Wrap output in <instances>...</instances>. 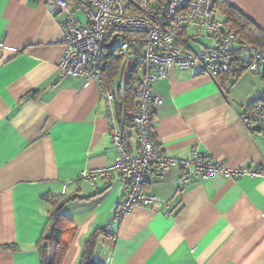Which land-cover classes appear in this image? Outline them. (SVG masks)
<instances>
[{"label": "crops", "instance_id": "crops-1", "mask_svg": "<svg viewBox=\"0 0 264 264\" xmlns=\"http://www.w3.org/2000/svg\"><path fill=\"white\" fill-rule=\"evenodd\" d=\"M223 1L264 31V0ZM66 20L38 0H0V264H41L39 245L58 225L69 243L63 264H81L100 231L95 264H264V128L241 120L264 96V69L236 80L172 69L152 87L163 101L152 142L163 155L198 151L263 175L197 177L180 189L179 169L154 171L144 191L162 203L117 219L127 189L118 177H81L114 165L119 152L99 84L60 80ZM191 46L200 52L214 41ZM127 133V152L137 156L136 132Z\"/></svg>", "mask_w": 264, "mask_h": 264}, {"label": "built area", "instance_id": "built-area-1", "mask_svg": "<svg viewBox=\"0 0 264 264\" xmlns=\"http://www.w3.org/2000/svg\"><path fill=\"white\" fill-rule=\"evenodd\" d=\"M48 5L52 14H65L66 51L59 65L60 80L69 76L97 82L109 111L111 139L119 155L114 165L84 171L82 179L95 183L117 176L126 189L119 207L120 219L137 207L155 208L162 202L144 191L145 179L157 171L168 175L174 168L181 171L179 187L197 177L217 175L237 179L260 177L257 169L228 170L223 162L194 151L190 159L163 155L152 142L153 114L163 103L152 93L153 84L167 78L172 69L192 71L214 80L232 69L259 74L264 69V52L256 47L241 46L238 38L226 30L214 13L215 0H38ZM85 15L86 22L75 18ZM118 36L113 48L107 45ZM199 37L214 41V46L197 52L191 46ZM121 40V43L119 41ZM3 45L0 44V50ZM115 50L128 61L141 63L140 80L135 86L138 155L127 152L114 112L115 91L104 86V55ZM248 130L264 128V98L242 118Z\"/></svg>", "mask_w": 264, "mask_h": 264}, {"label": "trees", "instance_id": "trees-1", "mask_svg": "<svg viewBox=\"0 0 264 264\" xmlns=\"http://www.w3.org/2000/svg\"><path fill=\"white\" fill-rule=\"evenodd\" d=\"M214 13L216 17L218 13L225 17L224 24L226 30L238 38L241 46L256 47L264 52V31L254 22L249 20L223 0H215ZM125 61L126 60L123 57L117 55L115 50H106L104 55L105 72L103 74V78L104 86L107 89L112 88L114 85L117 86V92H115L116 98L114 103V112L119 130L123 135V143L126 147L129 139L127 138L126 133L134 130L137 135V128L133 120L137 113V98L135 96L134 89L140 80L142 66L141 63L134 62V67L132 68L128 79L124 80L122 86H119L120 72ZM244 72L245 70L234 68L229 73L223 74L221 77L223 80H236ZM263 98L264 96L259 100H262ZM253 106L254 104L251 108ZM117 219H120L118 215ZM69 233L73 234V232ZM102 233H105V231L96 232L85 244L81 264H95L93 256L98 245V238ZM63 234L64 232L62 226L58 225L54 231V235L52 237L45 238L44 243H40L39 254L41 264H63L69 247V243L62 241ZM53 246L55 247L54 251H52Z\"/></svg>", "mask_w": 264, "mask_h": 264}, {"label": "water", "instance_id": "water-1", "mask_svg": "<svg viewBox=\"0 0 264 264\" xmlns=\"http://www.w3.org/2000/svg\"><path fill=\"white\" fill-rule=\"evenodd\" d=\"M118 36H115L112 41L107 45L108 49L113 48L115 41L117 39ZM126 67H127V62H124L121 68V72H120V77H119V86L123 85V82L125 80V71H126ZM260 129V127H258Z\"/></svg>", "mask_w": 264, "mask_h": 264}, {"label": "rangeland", "instance_id": "rangeland-1", "mask_svg": "<svg viewBox=\"0 0 264 264\" xmlns=\"http://www.w3.org/2000/svg\"><path fill=\"white\" fill-rule=\"evenodd\" d=\"M84 17H85V15H84ZM119 43H121V40L119 41ZM199 48H200L199 46H196L195 50H198ZM133 67H134V62L133 61H128L127 67H126V71H125V80L128 79V77L130 75V72H131Z\"/></svg>", "mask_w": 264, "mask_h": 264}]
</instances>
